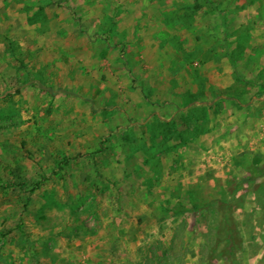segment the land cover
Returning a JSON list of instances; mask_svg holds the SVG:
<instances>
[{
	"label": "rangeland",
	"instance_id": "obj_1",
	"mask_svg": "<svg viewBox=\"0 0 264 264\" xmlns=\"http://www.w3.org/2000/svg\"><path fill=\"white\" fill-rule=\"evenodd\" d=\"M0 264H264V0H0Z\"/></svg>",
	"mask_w": 264,
	"mask_h": 264
},
{
	"label": "trees",
	"instance_id": "obj_2",
	"mask_svg": "<svg viewBox=\"0 0 264 264\" xmlns=\"http://www.w3.org/2000/svg\"><path fill=\"white\" fill-rule=\"evenodd\" d=\"M29 83H32L33 85H37V86H39L41 89H43V90H49L48 88H46V87H43V86H40L38 83H36V82H29ZM67 163V161L65 160L64 161V164L63 165H65ZM61 167V166H60Z\"/></svg>",
	"mask_w": 264,
	"mask_h": 264
}]
</instances>
